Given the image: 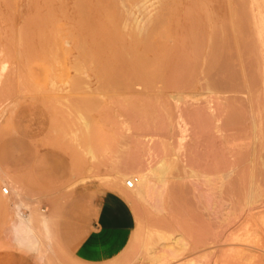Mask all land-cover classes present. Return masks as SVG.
Returning a JSON list of instances; mask_svg holds the SVG:
<instances>
[{"label":"bare ground","instance_id":"obj_1","mask_svg":"<svg viewBox=\"0 0 264 264\" xmlns=\"http://www.w3.org/2000/svg\"><path fill=\"white\" fill-rule=\"evenodd\" d=\"M32 2L46 9L42 20L52 22L61 15L65 22L40 37L35 60L19 63L49 65L55 80L75 89L84 86L64 94L60 103L67 109L73 105L74 134L85 138L92 158L93 131L86 112L100 97L115 96L140 112H147L154 102L156 111L168 116L179 113L177 127L170 123L174 130L169 142L147 130L132 132L123 122L127 140L133 141L138 153L102 177L109 189L155 210L163 208L165 199L171 207L181 193L185 202L196 201L207 218L218 214L216 210L225 218L239 211L234 210L233 197L239 180L248 183L238 202L240 210H249L258 201L260 183L264 185V0ZM7 64L0 60V71ZM191 88L205 94L200 104L190 97ZM8 179L0 169V207L7 213L11 244L50 264L56 254L53 220L59 208L55 204L50 212L41 210L36 198ZM129 179L134 181L131 187L126 185ZM138 229L131 236L136 253L124 257L128 249L122 251L113 258L116 264H180L206 249H198L194 241L190 246L181 234L156 228L141 234ZM207 255L201 253L188 262L202 264Z\"/></svg>","mask_w":264,"mask_h":264},{"label":"rangeland","instance_id":"obj_2","mask_svg":"<svg viewBox=\"0 0 264 264\" xmlns=\"http://www.w3.org/2000/svg\"><path fill=\"white\" fill-rule=\"evenodd\" d=\"M45 11L46 9L36 6L32 0H0V60H6L8 63L0 71V75L2 71L5 74L0 76V169L4 171L6 179L9 178L11 182L14 180L13 183L24 187L31 198L37 197L41 210L50 212L55 204L58 206L53 220L56 254L51 258L50 264H88L76 260L68 244L87 229L92 217L87 204L90 206L100 191L109 189L102 177L110 174L113 166L124 161L130 162L138 153L131 144L133 141L127 140L129 135L126 134L123 122L130 124L132 132L147 130L155 133L157 139L169 142L167 139L173 135L174 130L170 123L174 121L175 128L177 127L179 113L174 111L168 116L164 112L156 111L154 102L147 112H140L136 108H128L130 102L115 96L100 97L94 101L92 111L86 112L93 131L91 140L95 158H92L83 142L85 138L74 134L73 105L67 109L60 101L64 94L82 91L84 86L78 85L75 89L63 80H55L54 68H48L49 65L43 67L33 62L19 63L23 60H35L40 37L49 36L56 25L65 22L61 15L57 16L61 17L60 21L57 18L52 22L42 20ZM189 91L190 97L196 102L195 105L206 98L205 94L197 89L191 88ZM171 102L175 105L173 100ZM72 145L75 146L74 149ZM247 184L243 180L236 182L234 210L239 211L228 214L226 218L225 215L222 216L224 212L220 209L216 210L218 214L214 213L211 218H207L197 207L196 201L194 203L192 199L185 202L178 192L171 207L168 206V199H165L163 204L166 205L164 204L161 210H155L147 203L136 205L128 200L136 224L118 254L127 249L124 257H131L136 253L134 251L138 248L131 240L135 229L139 228L142 234L147 229L156 228V231L163 233L183 235L190 246L194 245V241L198 249L206 248L180 260V264H189L188 258L204 252L209 255L204 258L202 264H264V185L260 183L261 196L258 195V201L249 212L248 208H242V211L239 206ZM228 193H223L222 196L231 200L232 196ZM81 201L85 202L84 209H81V219L79 223L72 224L74 214L70 206ZM219 204H222V200ZM226 211L228 212L229 208ZM8 226L7 213L0 207V264L49 263L41 262L33 253L12 245ZM67 227L69 229H66ZM75 227L77 229H74ZM118 254L101 264H116L113 258Z\"/></svg>","mask_w":264,"mask_h":264},{"label":"crops","instance_id":"obj_3","mask_svg":"<svg viewBox=\"0 0 264 264\" xmlns=\"http://www.w3.org/2000/svg\"><path fill=\"white\" fill-rule=\"evenodd\" d=\"M84 203L74 202L70 206L74 214L72 224L79 223ZM86 207L91 210L92 216L87 229L68 246L76 260L101 264L118 254L128 241L136 224L135 216L128 200L118 191L110 189L100 191Z\"/></svg>","mask_w":264,"mask_h":264},{"label":"built area","instance_id":"obj_4","mask_svg":"<svg viewBox=\"0 0 264 264\" xmlns=\"http://www.w3.org/2000/svg\"><path fill=\"white\" fill-rule=\"evenodd\" d=\"M133 180H131V179H129V180H127L126 181V185L128 186V187H131L132 185H133ZM4 191H6V189L4 188Z\"/></svg>","mask_w":264,"mask_h":264}]
</instances>
